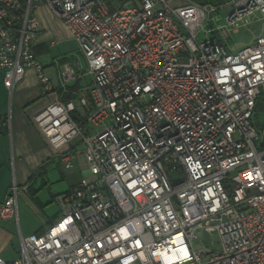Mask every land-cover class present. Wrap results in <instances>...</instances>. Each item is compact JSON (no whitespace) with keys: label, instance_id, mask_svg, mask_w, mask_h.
Wrapping results in <instances>:
<instances>
[{"label":"built area","instance_id":"1","mask_svg":"<svg viewBox=\"0 0 264 264\" xmlns=\"http://www.w3.org/2000/svg\"><path fill=\"white\" fill-rule=\"evenodd\" d=\"M34 1L86 64L57 62L58 87L35 56ZM255 12L264 24V0H0L3 84L33 67L43 94L60 88L33 122L56 150L79 139L88 172L0 264H264V27L231 41ZM19 192L0 199L1 219L18 217ZM200 232L217 233L218 250L195 245Z\"/></svg>","mask_w":264,"mask_h":264},{"label":"crops","instance_id":"2","mask_svg":"<svg viewBox=\"0 0 264 264\" xmlns=\"http://www.w3.org/2000/svg\"><path fill=\"white\" fill-rule=\"evenodd\" d=\"M33 14L41 27L36 39L35 56L58 87L56 63L75 62L78 59H74L72 50L59 55L52 48L66 44L71 38L76 39L47 3L34 1ZM88 83H84L82 78L70 87L77 90ZM61 96L60 88L43 94L37 71L33 67L26 69L23 79L12 90L3 84L0 70V199L8 195L14 184L20 188L18 217L0 218V254L6 260L18 257L22 236L49 228L60 215L56 196L73 189L88 173L84 147L79 139L73 140L62 150H56L33 122L38 112ZM61 153L70 154L72 167L65 166ZM30 210L34 211L30 212L32 216L34 214L33 217L24 215V219L19 218L21 213L23 215ZM15 225L17 231L7 228Z\"/></svg>","mask_w":264,"mask_h":264},{"label":"rangeland","instance_id":"3","mask_svg":"<svg viewBox=\"0 0 264 264\" xmlns=\"http://www.w3.org/2000/svg\"><path fill=\"white\" fill-rule=\"evenodd\" d=\"M262 15L260 13H252L248 16L245 17L243 23L244 26L240 27L239 31L234 33L233 36L231 37V41H232V45L236 48L247 45L249 43H251L255 36H257L258 34L261 33V31L263 30L264 24H263V20H262ZM220 23L222 25H225L228 23L226 17L222 16ZM67 49V50H65ZM76 49V50H75ZM74 51L72 52V55L75 56L74 59H78L79 62H81V67L85 70L86 69V64L85 61L82 57V55L78 52L77 50V42L74 39H70L68 42H66V44H59L57 47L52 48V51L54 52H58V54H63L65 53V51ZM56 80V79H55ZM91 80V76L90 74L86 73V75H84L83 77V81L84 83H88ZM254 122H256V127L257 128H263L264 127V101H262L261 104H259L258 108H257V114L254 118ZM53 208H57V206L53 207ZM34 213V211L30 210L28 211L26 214L24 213L22 215V213L20 214L19 218L20 219H24V215L28 218V216H32V214L30 213ZM34 216V214H33ZM32 216V217H33ZM8 229H10L11 231H13L12 229H15L17 231V226L15 225V227L13 226H8ZM218 240H219V236L217 233H205V232H200L199 233V237L198 239L195 240V245H198L199 247H203V246H208L209 248L218 250L219 245H218Z\"/></svg>","mask_w":264,"mask_h":264},{"label":"trees","instance_id":"4","mask_svg":"<svg viewBox=\"0 0 264 264\" xmlns=\"http://www.w3.org/2000/svg\"><path fill=\"white\" fill-rule=\"evenodd\" d=\"M23 1H24V2H26L27 0H23ZM68 97H69V96H65V98H64V99H65V100H67V99H68ZM28 186H29V185H28ZM29 187H30V186H29Z\"/></svg>","mask_w":264,"mask_h":264},{"label":"water","instance_id":"5","mask_svg":"<svg viewBox=\"0 0 264 264\" xmlns=\"http://www.w3.org/2000/svg\"><path fill=\"white\" fill-rule=\"evenodd\" d=\"M174 176L176 177V179L178 178V176L176 174H174Z\"/></svg>","mask_w":264,"mask_h":264}]
</instances>
